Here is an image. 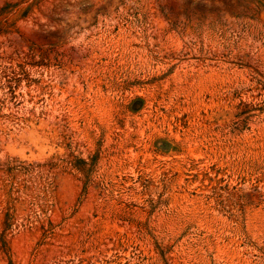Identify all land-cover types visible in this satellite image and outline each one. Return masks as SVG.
I'll list each match as a JSON object with an SVG mask.
<instances>
[{
    "label": "rangeland",
    "instance_id": "374dc122",
    "mask_svg": "<svg viewBox=\"0 0 264 264\" xmlns=\"http://www.w3.org/2000/svg\"><path fill=\"white\" fill-rule=\"evenodd\" d=\"M0 264H264V0H0Z\"/></svg>",
    "mask_w": 264,
    "mask_h": 264
}]
</instances>
